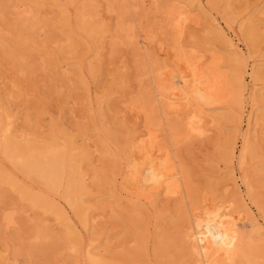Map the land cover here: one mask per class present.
Returning a JSON list of instances; mask_svg holds the SVG:
<instances>
[{
    "label": "rangeland",
    "instance_id": "1",
    "mask_svg": "<svg viewBox=\"0 0 264 264\" xmlns=\"http://www.w3.org/2000/svg\"><path fill=\"white\" fill-rule=\"evenodd\" d=\"M176 1H180L183 6H188L189 3V0H160V4L164 7L173 5ZM197 1L200 0H195L194 4ZM202 1L207 12H200L193 6V15H199V23L186 28L184 44L188 49L195 48L205 54L206 63L212 61V51H217L216 55L222 59V71L225 73L247 68L243 114L238 106V97L235 96L239 92L236 84L224 111L225 114H230L227 125L222 128L220 125H213V120L208 119L205 125L210 129L209 132L199 138H184L177 151L180 161L190 174L198 197L211 193L213 198L220 197L232 202L237 211L242 210L246 215L244 220L238 222L241 232L256 242L262 236H258V231L252 229V215L242 207L244 202L240 194L242 190L247 193V190L241 177L245 173L250 176L254 188L253 198L258 201L261 208L259 212L264 217V123L260 136L257 135L252 140L254 157L244 170H240L237 159L234 162L229 160L227 150L238 130V120L242 119L236 145L239 153L246 130L245 120L252 107H264V98L261 97L262 102L253 99L254 89L264 86V0ZM19 4H25V9L38 10L39 18L45 25L43 30L36 32V28L30 29L20 24L24 9L18 7ZM88 5V0H0V40L7 41L6 47L0 45V114L4 110H10L14 118H18L14 124L15 136L23 133L21 137L26 134L42 141L53 130L58 129L66 134L61 135L63 141L71 136L76 139L75 144L79 146V150L88 153L82 162L83 170L90 177L88 186L91 191L86 202H90L91 215L98 217L95 227L84 231V238H73V241H78L77 250L79 249L74 250L65 239L67 230L64 218H57L53 212H45L34 206L19 190L0 179V264H88L84 258L87 246H100L99 250L93 249L92 252L101 250L100 253L106 260L114 261L115 264H133L135 261L146 264H195L186 252L185 242H180L178 238L186 228V222L181 219L183 217L178 216L179 198L161 192L155 203H150V200L136 203L127 195L128 189L121 184L122 178L126 176L124 163L121 168L117 167L115 155L124 151L125 141L132 133L147 132V114L139 112L138 108L129 107L140 98L141 92L149 84V80L141 81L140 76L145 53L141 50L140 53L133 45L115 43L118 41V15L108 9V0H94L95 7L92 10ZM84 11L97 13L96 18L88 14L91 18L89 21H98L99 31L103 32V37L93 43L90 37L76 28L77 18L80 16L78 12ZM139 11V14L130 13V17L137 20V23L141 21L145 30L143 37H148L151 44L149 51L160 54L161 61L168 63L173 69L169 56L162 50L173 45L171 29L165 27L163 15L149 2ZM215 18L232 31L239 49L246 52L244 56L232 54L226 43L216 37L213 22L210 21ZM244 24L259 30L255 40L250 39ZM40 32H43L42 36L39 35ZM70 33H73L79 45L67 57L59 48L69 43ZM11 52L25 54L26 63L22 66L18 59L10 55ZM43 60L50 61L51 67L44 68ZM81 62L84 66L82 72L78 65ZM57 63H69L66 66L72 71L69 76L65 73L67 68L60 70ZM255 63L261 64L260 80H254L250 76L251 67ZM88 68L95 69L89 72ZM100 99L105 101L102 105L105 118L101 116ZM173 114L171 116L175 119L174 122H179L181 116ZM104 139L108 140L106 145ZM158 141L161 145L171 147L169 136L164 133L160 134ZM96 169L103 172V176H116V180L112 185L93 180ZM0 172L9 174L26 189L48 195L63 206V188L49 189L41 181L32 179L15 168L3 154L1 145ZM234 176L240 184L233 182ZM238 185H242L241 189H238ZM111 191L114 193L112 196L109 194ZM6 206H15L19 210L17 229H6L1 221ZM253 206L255 210L257 206ZM63 207L68 210V216L81 224L69 206ZM39 220L51 226V230L59 238L57 241H34L32 236ZM250 262L248 264H264V260L260 258Z\"/></svg>",
    "mask_w": 264,
    "mask_h": 264
},
{
    "label": "bare ground",
    "instance_id": "2",
    "mask_svg": "<svg viewBox=\"0 0 264 264\" xmlns=\"http://www.w3.org/2000/svg\"><path fill=\"white\" fill-rule=\"evenodd\" d=\"M93 1L88 0L90 10L95 7ZM148 2L157 7V11L163 15L165 27L171 29L173 45L171 48L162 47V50L169 56L170 63L174 65L173 69L170 68L168 63L161 61L160 54L149 51L150 41H148V37H143V31L145 30L141 26V21L137 23V20L135 21L130 17V13H138L139 10L146 7ZM194 2L195 0H189L188 6H183L180 1H176L173 5L163 7L160 0H108V9L118 15L116 30L118 41L115 43L133 45L140 53H142L141 51L145 53V61L142 64L143 69L140 76H142L141 81L143 82L149 80L147 81L148 86L143 85L147 88L142 89L140 98L135 100L132 106H129L131 109L138 108L139 112L143 111L147 114V132L145 131L146 134L144 132V134L132 133L127 141L124 140L126 142L124 149H122L124 151L120 150L121 153H116L115 159L117 162L115 161V165L121 168L124 163V175L126 176L123 175L121 184L124 185L123 188L128 189L127 195L134 199L136 203L147 200H150V203H155L161 192L166 195H176L179 198L178 216L183 217L181 219L186 222V228L181 231L178 238L180 242H185L186 252L190 258H193L195 264H248L255 258L264 260V217L259 212L261 208L258 201L253 198L254 188L250 182V176L245 173L241 177L247 193L242 190L240 195L244 202L242 207L248 209L247 211L252 215V229L257 230V235L262 236L256 242L251 240L250 236L241 232L238 222L244 220L246 215L242 210L237 211L232 202L218 196V198L215 196L213 198L209 192V194L199 195L198 197L190 174L184 168V163L180 161L177 151L184 138H199L209 132L210 129L205 125L208 119L213 120V125L217 124L222 128L225 127L230 114H225L224 111L233 95V88L236 84H238L237 89H239V92L234 95L238 97V106L243 114L244 83L248 74L246 67L234 69L230 74L222 71L223 61L216 55L218 54L217 51H212V61L206 63L204 60L205 54L195 48H187L183 41L186 28L199 23V15H193V6L200 12H207L202 0L197 1V4H194ZM25 6V4L18 5V7L24 9L20 24L26 28H36V32L43 30L45 25L39 18L38 10L34 8L25 9ZM78 13L80 14L77 18L78 25L76 28H78V31L90 37L92 43L103 37V32L99 31V25L97 26L99 22L94 19L95 23L89 21L91 20L90 16L96 18L97 13H86V11ZM210 21L213 22L216 37L226 43L228 50L235 56H244L246 52L239 49L232 31L222 26L216 18ZM243 27L247 28L246 33H248L250 39L255 40L259 30L247 27V24H244ZM42 33L40 32L39 35ZM68 37L69 43L59 48L67 57L72 55L79 45V41L73 36V33H70ZM6 43V40H0L1 46L6 47ZM10 55L14 59H18L22 66L26 63V56L22 52H11ZM43 64L44 68L51 67V62L48 60H43ZM68 65L69 63L56 64L59 69L67 68L66 75L72 72L66 67ZM78 65H80L79 70L82 72L83 63H78ZM259 65L261 64L255 63L251 67L250 76L254 80L259 79L260 73H262ZM88 69L89 72H93L95 68ZM253 93V99H259L260 102L264 100V86H261L260 89H254ZM261 97L263 100H261ZM104 102V99L99 101L102 117L105 115L102 112ZM258 107H252L248 118L245 120V122L247 121L246 130L243 134V144L239 153L236 145L238 144L237 139L241 131L242 119H237L238 130L227 150L229 160L234 162L237 159L240 170H244L253 159L252 140L261 133L260 129L263 127L264 107L262 109ZM3 112V114H0V145L5 157L15 168L31 176L32 179L35 178L39 182L41 181L49 189L60 190L63 188L61 200L64 202L63 206H69L73 210L75 218L79 219L81 224L68 216V210L66 211L63 206H60L59 203L54 201L55 199H51L48 195L26 189L24 185L9 174L0 172V179L19 190L21 195L34 206L44 209L45 212H53L58 216L57 218H64L67 230L65 234L67 238L65 239L69 241L71 248L77 250L78 241H73V238H84V231H89L91 227L94 228L98 218L97 215H91L90 202H86V197L91 191L90 186H88L90 177L83 170L82 162L87 158L88 153L79 150V146L75 144L76 139L72 136L66 137L67 139L63 141L61 135L65 136L66 134L58 129L53 130L42 141L31 138L25 133L23 137H21L23 133L15 136L13 135L16 130L14 124L18 118H14L15 116L10 110L6 112L4 110ZM173 113L181 116L179 122H174L175 119L173 120L171 116ZM161 133L169 136L171 142L168 143L171 147L159 144L158 137ZM108 135L110 134L108 133ZM108 140H103L105 145ZM232 171L235 175V169ZM102 173L96 169L93 180L106 185H112L116 180V176L114 178L109 175L103 176ZM233 182L240 184L235 176ZM241 186L238 189H241ZM109 194L114 195L112 191ZM253 205L257 206L255 210ZM8 206H6L7 208L1 216V221L6 229H17L19 227V210L15 206ZM36 226L37 228L32 236L34 241H53L54 243L59 239L57 234L51 230L50 225L39 220ZM99 247L87 246L85 248L84 258L87 263L115 264L114 261L106 260L105 256L100 253L101 250L92 252L93 249L99 250ZM156 258L158 257L156 256ZM133 264L146 263L135 261Z\"/></svg>",
    "mask_w": 264,
    "mask_h": 264
}]
</instances>
